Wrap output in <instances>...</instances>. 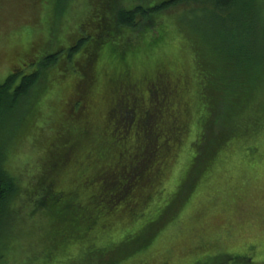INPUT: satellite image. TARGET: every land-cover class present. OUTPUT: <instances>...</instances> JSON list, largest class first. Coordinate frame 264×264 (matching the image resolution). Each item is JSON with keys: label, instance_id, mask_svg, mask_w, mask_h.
<instances>
[{"label": "trees", "instance_id": "1", "mask_svg": "<svg viewBox=\"0 0 264 264\" xmlns=\"http://www.w3.org/2000/svg\"><path fill=\"white\" fill-rule=\"evenodd\" d=\"M127 3L104 2L93 30H84L86 34L62 52H45L40 60H30L32 53L25 55L30 61L28 71H14L0 84V257L10 248L4 242L6 227L25 207L32 215L41 212L49 220L52 230L47 228L45 233L49 248L63 241L57 259L61 263L93 264L109 256L103 251L114 239L139 233L147 218L160 212L156 209L160 198L180 173L184 159L188 165L183 179L173 188L172 204L178 201V212L191 204L201 205L199 209L225 206L222 200L208 201L223 189L229 190L231 199H244L248 193L237 192L246 181L255 190L264 188V183L256 186L258 175L264 176V156L251 154L258 149L249 146L264 134L263 0L140 1L126 8L123 4ZM168 14L174 15V27L167 30ZM161 26L160 36L155 31ZM126 33L130 37L120 44ZM146 34L178 39L187 46L186 52L177 50L175 56L155 64H120L126 51ZM131 37L138 40L132 43ZM106 44L114 46L111 51L117 57L113 61L99 53ZM66 72L78 78L65 80L60 74ZM53 75L63 96L51 106L48 119L58 132L47 136L40 128V140H44L40 142L41 171L33 182L31 178L22 186L10 170V161L31 132V119L40 117L44 93L35 92L42 81L52 87ZM103 76L106 84L99 93L98 78ZM97 95L104 107L102 119L93 112ZM72 103L83 128L69 126L64 131L60 120L75 115L67 109ZM26 104L27 113H19ZM94 137L99 138L96 143ZM240 155L248 157L241 162L247 175L224 180L228 165ZM54 220L66 225L61 236L53 230ZM156 237L154 232L132 249L123 245L117 256L96 264H143L145 260L163 264L158 256H139ZM87 239L92 241L85 246ZM96 242L100 248L92 255Z\"/></svg>", "mask_w": 264, "mask_h": 264}, {"label": "rangeland", "instance_id": "2", "mask_svg": "<svg viewBox=\"0 0 264 264\" xmlns=\"http://www.w3.org/2000/svg\"><path fill=\"white\" fill-rule=\"evenodd\" d=\"M127 1H130V3L123 5L130 8L140 1L144 4L147 2L155 4L160 0ZM104 2H113V0H67L65 2H62V0H0V84L4 83L6 78L14 71H28L30 61L23 58L27 57L25 55L32 53L30 54V60H40L45 52L48 54L59 50L62 52L63 49H67L83 34H86L85 31L90 32L93 30L96 23L95 17L100 15L102 11L101 4ZM59 3L60 6L57 8ZM167 16L169 17H167L168 20L165 24H167L166 28L168 30L174 27L171 21L174 15L168 14ZM160 32H162V26L155 31L161 36ZM173 33L172 29L170 36L174 37L175 33ZM129 37L130 34L126 33L119 39L120 44H124L123 42L128 40ZM131 38L132 43L138 40V37ZM139 40L136 43L137 45L126 51L124 59L119 61L120 64L131 65L136 62L138 66L155 64L164 57L175 56L177 50L186 52L185 49H187V46L183 45L178 39H173V41L165 38L156 39L153 34L143 35L139 37ZM112 47H114L112 44H106L103 47L99 52L102 58L113 61L117 57L114 50L111 51ZM184 47L185 49H183ZM107 65L109 66V62L106 63ZM60 75L64 76L65 80L71 78L76 80L78 78V75L72 72ZM56 78H58L57 75H53L51 82L52 80L55 81ZM106 78V76L98 78L99 93L105 87L104 80ZM54 84L56 87L52 89ZM57 84L58 80L52 82L50 88H47L45 81H42L39 85V89L35 93L37 95L40 92L44 93L43 98V95L40 96L44 103H41L38 108L41 119L37 116L31 119V121L33 120L32 123L35 124L33 123L31 132L16 147L17 154L10 161V170L19 179L22 186H26L31 178L33 182L35 176L41 171L40 160L42 155L40 147L42 146L40 142L43 143L44 140H40V128L44 127L47 136L52 135V132L53 135L58 132L50 127L49 123L52 119H48L51 106L54 108V102L62 99L63 96L62 90L57 87ZM96 98L93 104L95 108L93 112L97 119H102L104 107L100 106L101 99H99V95ZM50 102H52L51 105ZM75 106L74 104L72 108L71 105L67 107V109L72 110L74 116L70 119L61 118L60 120L61 128L64 131L69 130V126L77 130L83 128V123L80 124L79 117H76ZM28 110L29 107L26 104L19 113H27ZM44 115L47 116V120ZM17 120L18 118L15 121ZM69 121H75V124L73 125ZM108 123L112 122L108 120ZM98 140L97 137L93 139L95 143ZM253 141L255 140L253 139L249 146L257 148L258 151L256 153L251 152V154L263 157L264 134L257 142L253 143ZM247 158L240 155L236 158V161L231 162L228 165L229 170H227L229 174H225L223 179L227 181L228 177H231V180L241 176L244 178L247 174L243 172L245 168L241 162ZM262 164H264V157ZM187 165L188 159L182 160L180 173L173 176L166 191L163 192L160 205L156 207L160 212L148 217L139 233L131 235L128 239H114L108 245V248L103 251V255L108 254L109 256L100 258V263L117 256L116 252L125 247L127 249L137 247L144 239L149 238L151 234L156 232L157 237L155 240L141 251L139 256H143V258H146L147 254L158 256L163 260V264H205L206 262L216 264L221 263L223 260V264H264V188L260 187L261 189L257 188L255 190L253 186H250L251 182L246 181L247 184L242 188L243 190L237 192L238 195L243 192L248 193L244 199L238 198L237 200V196L231 199L229 190L223 189L220 190L218 196H213L208 201L217 203V201L222 200L227 202L225 206L218 204L216 207L204 208V210L199 209L201 205L191 204L184 211L178 212V201L172 204V202H175L173 196L176 195V190L173 188L183 179L182 172ZM92 168L95 169L94 166ZM249 172L252 173L251 170ZM97 174L99 177L102 175L101 168ZM258 176L260 179L264 177L261 174ZM40 177H42V174H40ZM260 179L256 186L263 185L264 179L263 181ZM165 202L168 204H164ZM21 205L23 204L21 203L18 206ZM217 209L221 211V214L217 212ZM180 214L181 216L178 219ZM170 219L172 220L169 222ZM167 222L169 223L167 224ZM52 223L55 225L53 227L55 233L61 236L60 233L63 232L66 225H57L55 220ZM47 228H49V231L52 230L49 220L43 219L41 212L32 215V210L27 207L20 209L19 212L17 211L6 227L7 236H4V242L9 243L10 248L2 253L4 255L0 257V264H64V261L61 263L60 260H57L60 257V254H58L61 251L60 248L63 247L64 243L59 241L56 248H49L51 245L45 234ZM88 240L91 239L84 242L85 246H88ZM98 245L96 242L91 250L92 255L97 251V248H100L97 247ZM82 256L81 254L80 258H83ZM228 257L237 258L240 261H227ZM49 260L52 261L49 263ZM99 261L95 260L93 264ZM123 263L125 262L121 261L119 264ZM143 264H149V262L145 260Z\"/></svg>", "mask_w": 264, "mask_h": 264}]
</instances>
